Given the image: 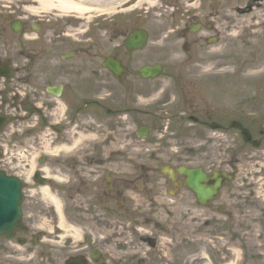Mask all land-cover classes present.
<instances>
[{
    "label": "flooded vegetation",
    "instance_id": "obj_1",
    "mask_svg": "<svg viewBox=\"0 0 264 264\" xmlns=\"http://www.w3.org/2000/svg\"><path fill=\"white\" fill-rule=\"evenodd\" d=\"M105 1L86 0L85 4L89 3L94 11ZM263 2L155 0L152 6H145L148 0H135L116 14L93 12L90 21L77 22H72L74 16L69 14L70 11L53 12V15L67 18L61 23L46 24L43 20L37 25L44 37L41 50H36L33 44H22L12 46L5 55L1 53L0 3V63L9 64L13 69L10 77L0 72V170L17 175L28 184L21 231H16L12 241L0 238L2 247L9 243L16 249H23L26 256L19 253L8 256L28 260L25 264H69L67 261L73 257L76 259L70 264H231L222 262L224 256L219 254L217 259L205 246L211 241L209 233L220 234L212 231L213 228L224 226L226 215L221 206L224 204L215 199L207 206H201L186 187L178 167L173 168L170 176L160 169L146 167L143 164L146 139L141 137V128L149 126L153 132L155 126L150 119L165 120L169 116L180 126L189 120L206 134L212 131L211 125H220L219 132L224 134L231 130L228 128L230 123L237 121L251 131L253 140L264 145V124L257 123L260 118L264 119L259 107L253 113H248L246 108H228L241 104L226 103L222 94L208 107H197L194 100L196 91L203 84L213 87L233 82L235 88L240 83L250 90L251 102L257 98L264 101V89L261 88L264 80L242 82L235 76L221 80L220 69L211 72L215 74L214 78L204 82L194 80L199 72L186 77L174 74L172 100L161 92L157 96H162V103L146 108V102L155 97L146 98V82L153 80L140 74V68L145 64L134 58L140 51L130 52L125 48V40L131 31L146 29L137 20L143 18L133 19L131 12L136 13L140 8L150 13L151 9L162 7L159 11L165 24L153 30L154 42L184 53L178 63L196 62L201 57L206 65H210V59L219 61L224 56V48L218 45L226 37L249 46L251 43L264 45V32L262 38L255 34L261 28L257 26L258 17L256 21L246 20L255 15ZM230 4L235 5L233 9H229ZM231 15H235V19ZM77 19L81 17L77 16ZM234 20L243 22L239 26L240 22ZM29 27L30 35L26 28L20 33L21 38L43 39L33 35V25ZM17 35L14 36L18 40ZM149 37L151 40L150 33ZM108 57L117 59L127 69L121 77H116L104 66ZM168 58L171 59L166 56L163 61ZM183 84L187 86L184 89H187L188 97L182 90ZM104 95L107 98H103ZM171 103H176V107L165 111ZM99 116L105 118L99 119ZM237 137L243 142L241 131H237ZM210 138L205 137L207 143L211 142ZM87 140L96 141V144H85ZM82 145L86 151L80 152ZM243 145L253 148L252 144L244 142ZM35 150L41 153L33 156ZM235 163L239 165L229 161L224 168L229 166L231 170ZM87 168L90 170L83 171ZM215 170L206 171L210 174ZM38 172V178L47 179L48 188L60 199L65 222L78 226L92 221V224L105 222L103 227L107 230H97L90 224L91 229L85 231L81 225L77 243L71 237L67 238L57 225L54 230H43V220L39 219L41 208L36 206L39 202L35 199L43 188L35 179L37 174L33 175ZM161 181L163 185L159 186ZM148 186L153 187L152 198L145 197ZM79 197L84 199L83 205L72 207L71 203L80 200ZM52 221L55 222L54 218ZM169 229H174L173 234ZM98 231L104 232L100 238L106 240L97 238ZM216 234L212 238H223ZM184 238L187 239L182 245ZM193 239H196L193 243L197 249L190 248ZM19 240L24 245L20 246ZM61 243L60 247L56 246ZM257 261L255 264H264L263 257ZM0 264L23 263L0 261Z\"/></svg>",
    "mask_w": 264,
    "mask_h": 264
},
{
    "label": "rangeland",
    "instance_id": "obj_2",
    "mask_svg": "<svg viewBox=\"0 0 264 264\" xmlns=\"http://www.w3.org/2000/svg\"><path fill=\"white\" fill-rule=\"evenodd\" d=\"M34 1L35 0H17L16 4H14L3 0L1 19V27L3 31L1 38L2 54H4V50L10 49V47L16 45L19 47V45L22 44L31 45V43H36L33 44L36 45L34 46L36 50H41L44 45V43H42L44 37L41 30L38 32V35L43 39L32 42L23 39V37L21 38L20 34H18L17 40L16 36H14L15 33H13L9 27V23L12 20L21 18V20H24L28 26H30L34 20H38L39 18L45 20L44 23L46 24L64 22L63 18L53 17V15L43 13L35 14L32 9L29 10L28 8L32 3L37 5ZM186 1L188 0H180L181 3ZM262 5L263 6L257 10L253 17H246V20L252 21H256L255 18L256 16L258 17L257 26L261 27L255 31L258 38L261 37L264 32V2ZM145 6L148 5L146 4ZM234 6V4H230L229 9H233ZM161 8L162 7H157L156 10L151 9L152 11H150V13L147 9L140 8L137 9L136 13L131 12L133 19H137V17L143 18V20H137L140 21V24H143L146 27L151 35V40H149L146 48L136 53L134 58L140 59L141 63L162 61L166 64V69L159 79L146 82V98L156 96L158 93L160 94L162 92L166 94V97L169 100H172V87L174 86V84H172L174 78L172 79V77H174V74L180 73L186 77L193 72H202L210 68L212 70L233 69L237 71L235 77L239 79L248 71L264 67V45L258 44V46H256L254 43H251L252 45L249 46L248 43L233 42V40L228 37L218 45H221V47L224 48V56L220 58L219 61H216L215 58L210 59V65H206V62L202 61L200 57L196 62L178 63L181 57L184 58V53H180L177 49L173 51L170 46L158 45L152 38L155 34L153 30L158 29L162 24H165L163 20H161L162 17L159 11ZM139 13L141 14L137 16ZM230 17L235 19L236 16L231 15ZM77 21L84 20L75 19L72 22ZM234 21L240 22L238 23L239 26L241 22H243L239 20ZM134 22L136 23L137 21L135 20ZM231 23L233 24V22ZM221 27L223 28V25H221ZM235 29H237V27H235ZM28 33L29 32H27V34ZM228 44L229 46H227ZM166 56L171 57V59L168 58L163 61ZM237 81L239 82V80ZM182 86H184L182 90L186 92L185 96L188 97V91L187 89H184L187 86L184 84ZM235 87L236 86L233 82L213 87H208L207 85L202 86L201 89L199 88V90L196 91L195 95H198V97L195 96L194 100L198 105L197 107H208L217 101V96L219 94H222L223 101L225 100L226 103L230 105L233 104L232 102L241 104L232 105L228 108H246L248 109V113H253L256 112L259 107L262 110L261 113H264V101L257 98L252 102H248L246 106L242 102H245V99L251 95L250 90L243 87L240 83L237 88ZM261 88L264 89V86ZM155 89L157 90L152 92ZM260 93L261 92L258 93V96ZM156 101L157 99L152 100L151 102ZM189 101L191 102L190 99ZM161 114L163 115L164 112L161 111ZM98 118L103 119L105 117L99 116ZM149 119L147 122H149ZM249 119H251V117H249ZM150 120L155 127L149 138L145 141L146 156L143 164H145L146 167L154 169L161 168L164 165L177 166L179 164L186 165L187 163L189 166L201 165L206 168L211 166V169H213L215 166L211 164L214 162L218 164L224 159L229 160V158H237L239 163L237 177L234 182L230 183L222 190L221 196L218 198L220 202L219 204H224V206L221 205L222 208L225 209L226 215L224 226H215L213 228L212 231H219L220 234L217 235L216 232L209 233L211 241L206 243L205 246L210 254H213L217 259H219L218 254L224 256L222 262L225 261V263L233 262L239 264V259H242L243 257L244 259H248V264H255L258 262L257 260L262 257L264 259V254L262 253L264 251L261 250L262 247H264V145L259 149L244 146L243 142H241V138L237 137V131L235 130H230L224 134H214V132L209 130L208 134H206V132L201 130L199 126L192 125L189 120L184 122V125L181 126L176 124L174 120H170L169 116H166L165 120H163V118ZM257 123L259 125L264 124V119L261 120L260 118V121H257ZM207 136H211L209 139L211 142L207 143V140H205V137ZM105 152H107V150H105ZM254 160H256V162H253ZM82 165L85 166L84 164ZM88 170H90V168L83 169V171ZM162 185L163 182L161 181L159 186ZM149 190L150 188H147L146 195H148ZM162 191L163 189L160 190V192ZM183 197H185V195H183ZM79 199L80 200L71 203V206L75 208L76 204L83 205L84 199H81V197H79ZM37 201H39L40 205L36 206L41 207L40 219H43L44 214L47 219L52 217L56 221L57 215L54 212L55 207L51 206V204L47 205L45 201L38 199V197ZM192 214H195V212ZM92 223L94 222L81 223L80 226L83 225L86 231L91 229L89 225ZM51 224H54V222L51 221ZM73 224L78 225L76 223ZM92 226L100 231L107 230V228H104L105 222L102 224H92ZM172 226H174L173 228L176 227V225ZM181 226L183 227V230H187L186 226ZM100 231L96 234L97 238L104 236V232ZM169 232L173 234L174 229H169ZM213 234L223 238L220 240L214 239L212 238ZM204 238L205 236L202 237V239ZM186 239L187 238L181 239L183 240L181 242H184ZM195 240L196 239H193L191 242V249L198 248L194 246L193 242ZM182 245H185V242ZM199 245H201V243ZM3 248L4 250L0 251L1 256L8 254L15 249L11 245ZM164 254H168L165 249Z\"/></svg>",
    "mask_w": 264,
    "mask_h": 264
},
{
    "label": "water",
    "instance_id": "obj_3",
    "mask_svg": "<svg viewBox=\"0 0 264 264\" xmlns=\"http://www.w3.org/2000/svg\"><path fill=\"white\" fill-rule=\"evenodd\" d=\"M145 41L146 34L144 32H136L131 34L130 38L127 41V46L130 49L141 48L145 44ZM116 65L117 64L115 62H112L109 67L114 71L121 70L120 68H117ZM151 71L152 74L149 75ZM159 72V67H149L144 75L155 76V74ZM198 179L199 178H197V180ZM15 185V182L8 180V178L5 179L0 175V232H7V235H10L11 231L15 228L13 219L15 217V213L19 212L17 211L19 205L15 202L17 201L18 195L20 194V189L18 187H15ZM190 186L199 193L200 199H203L206 196L212 195L214 193V190L204 189L203 187L196 185L194 182H192Z\"/></svg>",
    "mask_w": 264,
    "mask_h": 264
},
{
    "label": "bare ground",
    "instance_id": "obj_4",
    "mask_svg": "<svg viewBox=\"0 0 264 264\" xmlns=\"http://www.w3.org/2000/svg\"><path fill=\"white\" fill-rule=\"evenodd\" d=\"M5 1H10V0H5ZM155 0H148V4L149 6H152ZM35 3H37V5L33 4L30 5V7L28 8L29 10L32 9V11L35 12V14H39V10H47L49 8H60L62 10H68V8L70 7H77L78 5L82 6L84 5L85 0H77L75 2V0H58L57 2H53L52 0H35ZM79 14L83 13V9L78 7ZM64 12V11H61ZM69 148H67L66 150H68ZM170 169V168H169ZM43 195L45 197V199L47 201H51L52 204L56 205L58 212L60 211V204L58 203V201L56 200V198L54 196L51 195V193H49V191L47 189L43 190ZM60 213V212H59ZM60 216H62V214L60 213ZM62 220V218H61ZM75 236H80L81 235V230L77 229V231L74 232Z\"/></svg>",
    "mask_w": 264,
    "mask_h": 264
}]
</instances>
